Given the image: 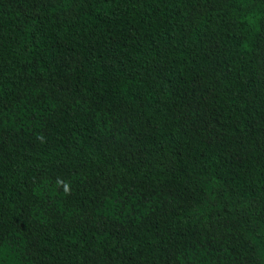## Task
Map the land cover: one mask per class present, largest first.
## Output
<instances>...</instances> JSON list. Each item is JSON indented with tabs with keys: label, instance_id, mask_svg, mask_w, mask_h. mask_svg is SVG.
Instances as JSON below:
<instances>
[{
	"label": "trees",
	"instance_id": "1",
	"mask_svg": "<svg viewBox=\"0 0 264 264\" xmlns=\"http://www.w3.org/2000/svg\"><path fill=\"white\" fill-rule=\"evenodd\" d=\"M0 264H264V0H0Z\"/></svg>",
	"mask_w": 264,
	"mask_h": 264
}]
</instances>
